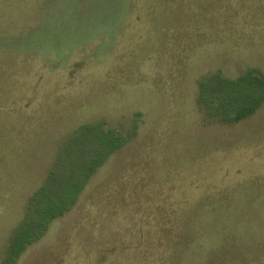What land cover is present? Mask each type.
Wrapping results in <instances>:
<instances>
[{"label": "rangeland", "instance_id": "374dc122", "mask_svg": "<svg viewBox=\"0 0 264 264\" xmlns=\"http://www.w3.org/2000/svg\"><path fill=\"white\" fill-rule=\"evenodd\" d=\"M249 70L264 0H0V264H264V102L226 123L199 98ZM100 123L124 146L9 263L32 197Z\"/></svg>", "mask_w": 264, "mask_h": 264}, {"label": "trees", "instance_id": "16d2710c", "mask_svg": "<svg viewBox=\"0 0 264 264\" xmlns=\"http://www.w3.org/2000/svg\"><path fill=\"white\" fill-rule=\"evenodd\" d=\"M199 98L216 109L223 122L240 121L252 115L264 102V73L249 70L233 80L216 72L199 84ZM101 127L102 123L92 125L78 133L65 151L57 174L52 173L48 183L32 197L34 216L11 240L9 263L41 238L48 225L76 203L79 193L106 157L124 146L125 139L112 129L105 131Z\"/></svg>", "mask_w": 264, "mask_h": 264}]
</instances>
